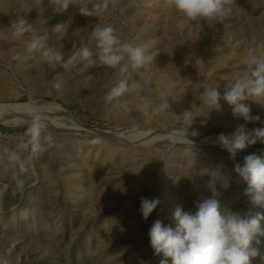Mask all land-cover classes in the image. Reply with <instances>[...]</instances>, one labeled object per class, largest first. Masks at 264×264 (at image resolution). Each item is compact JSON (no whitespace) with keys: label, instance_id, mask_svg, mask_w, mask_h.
Masks as SVG:
<instances>
[{"label":"rangeland","instance_id":"374dc122","mask_svg":"<svg viewBox=\"0 0 264 264\" xmlns=\"http://www.w3.org/2000/svg\"><path fill=\"white\" fill-rule=\"evenodd\" d=\"M99 2L106 7L84 17L80 0L64 13H55L49 0H0V104L31 98L59 104L30 106L14 114L21 119L16 124L0 122V146L29 161L24 171L0 152V187L8 186L0 197V261L7 264H159L148 237L154 221L174 226L178 206L194 212L195 202L214 191L232 211L264 212L250 203L246 182L232 171L246 155L264 154V143L231 158L216 136L245 122L223 101L208 112L197 98L209 86L223 91L226 82L245 73L252 56H264V0H231L229 18L214 27L189 20L167 0ZM20 18L26 28L46 35L65 60L82 46L95 51V29L111 25L121 39L144 45L153 57L136 77L142 88L127 96V109L115 106L107 100L112 70L78 73L43 61L27 51L32 31L18 33L14 27ZM57 24L64 26L59 32L53 30ZM88 74L94 79L84 84ZM181 88L188 91L179 102L169 97L170 108L161 110L165 97ZM247 103L264 122V105ZM192 108L197 117L189 133L195 129L198 135L187 138L193 145L174 142L181 114ZM36 112L44 131L42 150L33 157L20 145L29 140ZM261 122L246 126H264ZM192 147L195 156L186 155ZM226 177L231 182L225 190ZM17 178L25 181V192L14 195ZM141 198L160 201L147 220L139 210ZM14 207H28L29 217L21 218ZM260 247L264 252V243Z\"/></svg>","mask_w":264,"mask_h":264},{"label":"clouds","instance_id":"9594fccd","mask_svg":"<svg viewBox=\"0 0 264 264\" xmlns=\"http://www.w3.org/2000/svg\"><path fill=\"white\" fill-rule=\"evenodd\" d=\"M167 2L189 20L206 23L209 27L226 21L232 11L229 6L231 0H167ZM49 3L55 13H64L70 5L77 3V0H49ZM104 7L106 4L99 0H80L79 12L84 17H93ZM26 10L30 12L31 7L27 6ZM25 24L26 21L20 18L18 25L14 27L18 33L32 31L27 51L38 54L43 61L59 64L64 69L75 68L78 73H89L90 69L101 66L112 70L113 86L107 100L113 102L115 106L127 109V96L142 88L140 79L136 77L140 76L141 70L153 61V57L146 51L144 45L121 39L111 25L95 29V51L88 46H82L65 60L62 52L49 47L46 35L36 33L30 25L26 28ZM63 27L57 24L53 30L59 32ZM93 79L91 74L85 75L83 83L88 84ZM54 87L60 88L61 83L56 82ZM187 91L186 88H181L170 92L160 104V109H169L168 98L179 102ZM197 98L200 106L209 109L208 112L219 110L223 101L229 106L234 117L245 122L238 125L231 134L219 133L216 136L215 142L226 150L231 158L234 159L240 151L257 142L264 143V126L253 129L246 126L250 122H261L258 115L251 114V107L247 102L253 101L264 105V56H252L245 73L235 81L226 82L223 91L209 86L200 91ZM181 116L183 124L172 133V140L191 142L187 138L188 135H198L195 129L189 133V128L197 115H194L192 108L184 111ZM201 123L205 124L206 120ZM43 131L42 115L36 112L27 128L29 140L20 147L30 150L34 157L42 150ZM0 152L10 164L27 170L29 161L23 158L22 153L7 146H0ZM185 154L195 156L193 147L186 149ZM232 171L246 182L244 194L249 197L250 203L264 209V154L246 155L243 164H234ZM230 182V178H223L221 186L226 190ZM15 183L13 194H23L25 181L17 178ZM7 188V185L0 187V197ZM219 195V192L214 191L210 198L196 201L194 212L185 211L178 206L173 214L174 226L165 225L159 219L154 221L148 237L154 254L161 257L159 264H253L256 258L264 264V252L260 247L264 243V227L261 226L264 212L253 214L251 210L232 211L221 205L217 198ZM159 203V198H141L139 210L143 219L147 220ZM12 211L23 219H27L31 212L28 207H14ZM0 264L7 262L0 261Z\"/></svg>","mask_w":264,"mask_h":264},{"label":"bare ground","instance_id":"6f19581e","mask_svg":"<svg viewBox=\"0 0 264 264\" xmlns=\"http://www.w3.org/2000/svg\"><path fill=\"white\" fill-rule=\"evenodd\" d=\"M48 104H58L50 102L45 99H34L31 98L27 103H11V104H0V122L8 124H16L21 121L19 115L14 114L24 113L30 106L46 108ZM59 105V104H58Z\"/></svg>","mask_w":264,"mask_h":264}]
</instances>
